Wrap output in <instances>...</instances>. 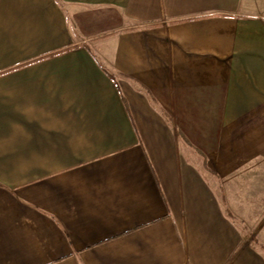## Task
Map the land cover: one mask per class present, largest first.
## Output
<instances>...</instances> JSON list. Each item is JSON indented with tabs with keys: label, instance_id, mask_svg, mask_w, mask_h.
Returning <instances> with one entry per match:
<instances>
[{
	"label": "crops",
	"instance_id": "obj_1",
	"mask_svg": "<svg viewBox=\"0 0 264 264\" xmlns=\"http://www.w3.org/2000/svg\"><path fill=\"white\" fill-rule=\"evenodd\" d=\"M0 264H264V0H0Z\"/></svg>",
	"mask_w": 264,
	"mask_h": 264
}]
</instances>
